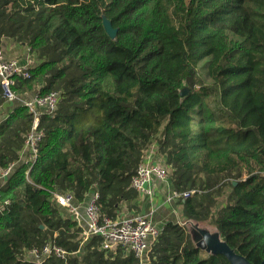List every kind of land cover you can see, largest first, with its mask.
<instances>
[{"label": "trees", "instance_id": "trees-1", "mask_svg": "<svg viewBox=\"0 0 264 264\" xmlns=\"http://www.w3.org/2000/svg\"><path fill=\"white\" fill-rule=\"evenodd\" d=\"M3 39L35 59L15 92L61 99L41 115L32 165L21 150L33 114L17 105L0 121V170L16 163L0 180V264H35L26 253L47 243L68 253L43 264H140L101 237L83 242L53 198L83 204L98 191L102 215L117 218L153 145L173 189L195 193L177 201L184 224L168 222L144 264H231L203 256L193 223L264 260V0H0V51Z\"/></svg>", "mask_w": 264, "mask_h": 264}, {"label": "built area", "instance_id": "built-area-1", "mask_svg": "<svg viewBox=\"0 0 264 264\" xmlns=\"http://www.w3.org/2000/svg\"><path fill=\"white\" fill-rule=\"evenodd\" d=\"M34 60L30 55L25 58H6L0 53V85L6 102H17L33 114V124L27 133L21 159L26 163L34 164L39 154V143L45 135L41 127V115H55L61 95L57 91H51L45 95L36 93L30 98L17 94L14 90L16 77L29 78ZM156 146H151L143 155L136 174L131 180V187L139 195L152 197L157 182H169L170 169L162 161L157 160ZM156 159V160H155ZM16 163L8 168L0 170V180H5L11 173ZM195 191H177L171 189L166 197L168 204L179 200H186L194 195ZM99 192L95 191L85 202L83 207L85 228L82 232V240L86 242L94 236L101 237L103 244L108 247L120 245L128 252H132L139 259L140 264L145 263L152 246L157 242L164 227L158 226L153 219V211L148 215H123L115 219L102 215L98 200ZM53 201L65 208L72 217L79 216L82 204L75 203L71 193H55ZM67 251L56 243H47L42 248H34L26 253V259L35 264H43L52 256L64 259Z\"/></svg>", "mask_w": 264, "mask_h": 264}, {"label": "crops", "instance_id": "crops-1", "mask_svg": "<svg viewBox=\"0 0 264 264\" xmlns=\"http://www.w3.org/2000/svg\"><path fill=\"white\" fill-rule=\"evenodd\" d=\"M28 48L25 45L18 44L14 42L12 39H3L2 47H1V55L6 58L11 57H21L25 58ZM30 55V54H29ZM28 56V55H27ZM35 61V60H34ZM32 97V93L30 96L26 98ZM17 102H6L0 107V121L7 117L11 112H13L14 108L17 106ZM23 150V148H22ZM21 150V152H22ZM159 161H163V158L160 156L155 157ZM155 159V160H156ZM173 189L172 184L169 182L160 183L157 182L154 188V193L152 197L147 195H139L130 201L124 202L120 206L119 216L123 215H148L153 211V219L160 227H164L168 222L181 223L184 224V219L181 213V205L179 202H175L173 204H168L166 202V197L169 191ZM91 194H89L90 196ZM87 197V200L89 199ZM85 203L82 204L80 214L77 217H73L77 220L79 226L83 229L85 228V219H84V207ZM199 229L207 232H211L200 225H194ZM214 233V232H211Z\"/></svg>", "mask_w": 264, "mask_h": 264}, {"label": "water", "instance_id": "water-1", "mask_svg": "<svg viewBox=\"0 0 264 264\" xmlns=\"http://www.w3.org/2000/svg\"><path fill=\"white\" fill-rule=\"evenodd\" d=\"M103 24L108 35L111 38H115L118 29L114 28L111 21L105 16L103 17ZM190 232L192 234L194 243L200 249L206 250L211 253L223 254L231 264H252L247 258L237 254L225 241H222L217 235L213 236L210 232L203 231L194 225L191 226ZM260 264H264V260Z\"/></svg>", "mask_w": 264, "mask_h": 264}, {"label": "rangeland", "instance_id": "rangeland-1", "mask_svg": "<svg viewBox=\"0 0 264 264\" xmlns=\"http://www.w3.org/2000/svg\"><path fill=\"white\" fill-rule=\"evenodd\" d=\"M29 54H30V57H32L33 60H35V59H34V56L29 52V50H27L26 56L29 55ZM35 94H36V92L33 93L32 96L35 95ZM225 199H226V198L224 197L223 201H225ZM192 225H196V223H193ZM205 226H206V227H205ZM205 226H203L204 229H205V228L207 229V227H210V231L214 232V233H211V232H210L211 235H213V236L216 235L215 228H214L212 225H208V226H207V224H205ZM206 232H207V231H206ZM209 253H211V252H208V251L204 250V251H203V256H207Z\"/></svg>", "mask_w": 264, "mask_h": 264}]
</instances>
